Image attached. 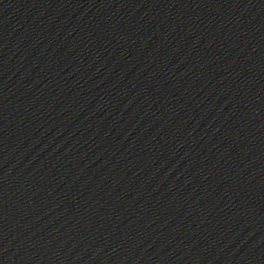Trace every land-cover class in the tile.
<instances>
[{
	"label": "water",
	"instance_id": "1",
	"mask_svg": "<svg viewBox=\"0 0 264 264\" xmlns=\"http://www.w3.org/2000/svg\"><path fill=\"white\" fill-rule=\"evenodd\" d=\"M0 264H264V0H0Z\"/></svg>",
	"mask_w": 264,
	"mask_h": 264
}]
</instances>
